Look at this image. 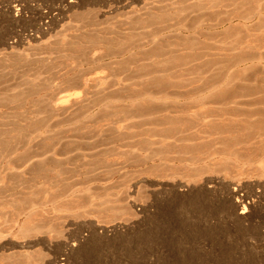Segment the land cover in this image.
<instances>
[{"label": "rangeland", "instance_id": "1", "mask_svg": "<svg viewBox=\"0 0 264 264\" xmlns=\"http://www.w3.org/2000/svg\"><path fill=\"white\" fill-rule=\"evenodd\" d=\"M199 102L264 110V0H0V264H264V135L169 137Z\"/></svg>", "mask_w": 264, "mask_h": 264}, {"label": "bare ground", "instance_id": "2", "mask_svg": "<svg viewBox=\"0 0 264 264\" xmlns=\"http://www.w3.org/2000/svg\"><path fill=\"white\" fill-rule=\"evenodd\" d=\"M260 16H261L260 13L248 15V16L246 15L245 16H241V15L234 16L230 18L229 20L223 22L221 24V27L227 31H236L237 29H249L253 26V24L258 20ZM191 32H196V30L192 28ZM162 123L169 125V130L167 131L169 137H173V135L177 136V134H182L184 140L195 141L196 144H200L204 142L203 139L205 137V134L209 133V134H214V135L216 134L217 137L218 135H220L218 138L222 140L223 142H226V144L224 145H227L228 144L227 142L233 143L234 141L235 142L245 141V142L239 143L240 145H242L243 143L245 144L248 143L252 139L253 134L255 133L264 135V110L256 109V110H251L245 114L235 115L231 112H226L224 110H216L212 108H207L204 102H199L196 105L195 104L186 105L182 108L177 109L174 112H170L166 114L162 118ZM233 146H236V145H233ZM231 147H232V144H231ZM240 147L241 148L238 149V152L236 151V149L235 151L225 149V151L206 150V152H202V153L198 151L200 147H194L192 150L195 151V156L192 159V164L197 165V164L212 163L215 161L217 162V159H225V160L227 159V160L234 161V162L240 161L239 159H241L243 156L242 153L244 152L245 154V152L249 150V149L247 150L245 149V151H243L241 150L242 146ZM243 148H246V147H243ZM16 149L17 148H15V150L11 148H7L5 151L0 152V175L1 176L4 170H6L4 168L10 169V167L13 165L14 163L13 161L15 160L14 157L17 155ZM240 151H242V153H240ZM239 156H241V158H239ZM245 157H244V162L246 161L245 159H247ZM249 160L250 159L248 156V161ZM252 161H255V160H252ZM43 171L44 170L40 169L36 172L37 173L39 172V174H41L43 173ZM51 200L53 201V199ZM45 203L47 202L45 201ZM31 207H34V206H31Z\"/></svg>", "mask_w": 264, "mask_h": 264}]
</instances>
